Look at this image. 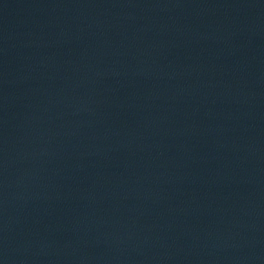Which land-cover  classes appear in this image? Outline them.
Listing matches in <instances>:
<instances>
[{"label":"water","instance_id":"1","mask_svg":"<svg viewBox=\"0 0 264 264\" xmlns=\"http://www.w3.org/2000/svg\"><path fill=\"white\" fill-rule=\"evenodd\" d=\"M0 264H264V0H0Z\"/></svg>","mask_w":264,"mask_h":264}]
</instances>
